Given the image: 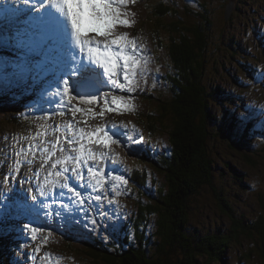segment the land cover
Returning a JSON list of instances; mask_svg holds the SVG:
<instances>
[{
  "label": "rangeland",
  "instance_id": "rangeland-1",
  "mask_svg": "<svg viewBox=\"0 0 264 264\" xmlns=\"http://www.w3.org/2000/svg\"><path fill=\"white\" fill-rule=\"evenodd\" d=\"M231 1L203 0L201 5L198 0L200 5L197 8L201 13H211L210 17L208 14L206 18L208 28L205 32L208 44L207 51L203 57L205 71L202 70V73L204 74L203 83L206 88L208 106L216 118L210 117L208 121L211 132L208 152L212 162V169H210L208 176L209 185H202L197 192L196 190L185 192L186 226L180 230L195 235L199 240H204L207 236L214 235L213 238L209 239L213 240L210 243L212 247L208 250L201 247L200 249L196 248L200 251L196 252V258L200 264H264V256L259 249H256L255 252L260 254L259 257H261L263 263L259 262L257 258H249L247 256L249 251H246L247 246L251 251L255 246L257 248L260 247L256 240L259 236L255 229L252 231H254L256 239L254 240V235H251L252 239L249 238V241H247L248 229L246 224L251 225L257 221V218L262 220L260 215L264 216V150H262L264 147V135L261 134V126L264 125V0H236V9L234 8L232 16L226 21L225 14L227 11H225V7ZM141 4V0H135V3H129L126 9H122V11L131 13L126 18L134 23L126 28L131 29L137 36H128L130 39L136 40L140 54L146 57L148 61L147 72L150 66L147 49L151 45L144 43V40L147 39L152 44L157 43L151 34V22L154 24L155 21L149 16L148 11H144ZM180 6L185 8L183 5ZM146 17L149 20L151 18V22H146ZM160 20L158 22L162 25L160 26V29H162L163 22L167 19ZM193 22H201V17H193ZM121 28L124 29L123 26ZM121 28L120 26L114 28L113 34L125 33L121 31ZM29 32L32 33V31ZM93 33H89V35H96V33ZM17 34L23 35L25 33H13V35ZM13 35H11V30H0V181H3L6 175H8L9 180L21 177L23 180L18 179V183H24V185L19 186L13 181L10 182V186L0 183V218L9 224L8 228L6 226L7 231H9L8 236L17 234L15 238L22 240L23 246L26 247L22 248V253L15 256V259L18 264H98L96 261L102 259V255L107 254L109 249L107 247L110 244L112 252H114L119 243L122 244V238L120 237L125 235L124 229L127 219L132 218L133 215L135 216L138 209L137 197L139 196V199H143L141 198L143 197V191L134 184L131 178L134 173V167L136 168L137 163H139V168L149 172L147 183L152 185L155 183L157 190L162 188L167 191L169 185L168 183L164 184L166 181L164 172L159 171L158 166L152 163L151 160H139L141 152L135 146L129 145L125 147L124 135L119 136L121 144L110 145L109 148H106L102 140L103 133H96L92 137L93 143L89 144L87 137L81 143H84L86 147L91 148L94 152H109V149H111L110 156L113 158L107 161L89 160L88 163L90 165L87 164L86 167H83L87 169L88 166H92L91 162H93V165L99 164L104 169L102 173L106 177L104 189L93 191L91 187L87 186L77 189L78 186L76 184L74 188L81 193L84 201L82 204L76 203L77 198L74 194L71 198L70 192H67L65 196L57 198L58 201L56 200L57 202L60 200L64 201V203L59 202L49 208L48 203L42 200L47 207L41 208L38 206V198L42 196H40L37 187L40 186L39 184L44 185L45 178L48 180L57 179L54 175L49 176V172L55 171L50 167L55 159L62 158L66 154L73 156L78 154L71 152L67 143V138L73 135V131H66L68 122L76 125L74 131L77 135L79 128H84L86 132H93L97 127L104 126L108 129L113 124L117 125V129H113V131L125 133L127 128L121 127V125L128 127V118L136 119L139 124L137 125V137L138 139L140 136L144 138L137 145L143 151L149 146L151 139L150 149L154 150L156 147V149L160 150V155L166 153L168 155L166 159L170 160L171 156L167 152V147L169 148L170 145L166 137L157 136L153 138L150 135L149 139L146 127L134 115L137 110L136 104L143 101L142 97H136L135 94L140 90L147 92L144 87L146 72L143 76L138 73V87L128 96L134 107L133 111L117 109V106L111 103V96L107 98L109 101L108 107L113 110L105 111L103 117L97 115L93 118L91 115H84L78 112L74 119L71 112L67 110H65V116L60 117L53 112L56 105H45V112L36 111L33 108H29L28 105L33 102L41 91L39 85L35 86L37 80L32 72H22L19 68L14 73L12 65H19L20 68L25 66L34 67V65L28 64V59L34 58L37 60L38 56L36 55V50H33L34 46L29 47L33 50V54L32 56L27 55L28 59L25 54L30 49L25 50V47H16L17 50H13L15 49L14 44L10 39H7ZM178 36L180 37L179 34ZM178 36H175V38H178ZM156 37L161 39L163 43H167V36L161 35L159 37L157 35ZM98 39L103 40L104 37L100 35ZM161 41L158 40L157 42L163 46ZM161 53L156 58L158 65L161 67L160 84L155 83L154 87L157 93L163 92L164 95L165 89H167L166 73L170 65L172 69V61L166 48ZM28 79L32 82L31 88L28 86ZM120 79L123 82L122 75ZM1 80L6 83L3 84ZM8 83L11 87L7 85ZM102 89L104 91L100 92V98L95 105L77 104V107H90L93 112L99 113L104 107L103 94L105 92L126 97V95L115 93L118 90H113L111 85L104 86ZM53 90L49 89V91ZM20 95L30 99L22 98ZM18 105L20 107L24 105L21 108L20 115L15 110ZM152 107H154L152 100L145 99L142 102L141 114L146 110L151 112ZM118 110L123 111L120 113L121 115ZM46 115H49L50 119H43ZM18 116H21V118ZM27 116H33L34 125L22 128L17 122L20 123L22 118L27 119ZM241 117L246 118L243 123L241 122ZM20 124H23V122ZM245 130L250 132L248 133ZM222 131L226 132V135ZM227 136L230 137V140L242 141L245 144V149L243 148L245 152L255 151L257 147H260L261 152L231 154L229 140H225ZM29 144L39 145L41 150L45 147L51 149L52 145L56 144L55 154L47 163H44L47 154L42 151L34 150L32 153L33 157L30 154L20 157L14 155L15 152H20L22 148H26ZM75 147L79 148V144H76ZM61 148L64 151H60ZM117 155L119 159H115ZM259 155H262V157H259ZM248 156L255 158L253 163L248 164L245 162ZM16 159L22 161L20 171L10 172V168ZM28 160L32 161L31 164L27 162ZM72 164L73 162H70L68 167L71 168ZM68 173L70 175L73 174L71 171ZM109 173L113 176L123 175L127 179L128 183L122 185L124 189L122 195L116 196L112 191L111 185L108 183L111 180ZM86 176L88 177V175H85V179ZM37 179L38 183H36ZM85 179L78 181L81 186ZM72 186L73 184H70V187ZM133 186L138 191L134 190ZM29 188L32 189L31 193L28 191ZM51 188L50 186H45V191ZM33 194L37 196L36 201L31 199ZM97 194L102 196L99 202L95 200ZM57 196L61 195L58 193ZM12 197H19L22 201ZM219 197L225 200L219 201ZM109 199L113 203L109 204ZM27 201L35 205V211L24 207ZM7 202L19 209V213L22 214L21 220H18L14 215L9 217L2 212L3 206ZM223 202H226L233 210L230 218L221 213ZM174 208L179 209L177 205ZM150 212L153 216L151 215L152 217H149L146 222V224L149 223L148 227L145 226L140 230L139 239L142 243L145 241L144 246L150 255L158 257L159 245L162 241V236L158 234V222L161 219L158 213ZM30 216H32L31 219L34 221L31 224L32 226L41 227L45 230L43 235L36 241H33L30 233L23 229L25 224H20L23 221V217L29 219ZM36 217L40 224L37 223ZM5 218L8 219L6 220ZM177 219L179 220V218ZM4 225L6 224L4 223ZM114 225H119V227L114 228ZM182 231L178 230V235ZM49 232L52 235L48 237L45 243L43 242V236ZM141 235L142 237L140 238ZM2 237L3 235H0V246H3ZM97 237H100V240ZM85 239H87L86 244L88 247L96 248V251L101 255L97 257L98 260L95 261V259L88 258L85 248L82 246L85 245L83 243ZM131 239H134V236H131ZM259 240H264V230L260 232ZM170 242L172 243V241ZM185 243L188 248L202 244L197 241H186ZM12 245L15 247L16 244L12 243ZM38 246L41 250L37 254L34 249ZM176 246V242L172 245L168 244L166 254L173 259L178 258L181 261L185 258L187 259L188 257L183 250ZM130 247L134 249L137 245L133 243V246ZM15 248L20 250L19 246ZM8 250H11V246L8 247ZM45 253L50 254V260L43 259ZM117 253L123 252L119 251ZM218 253L220 254L219 260L221 262L214 263L212 257L216 258ZM114 254L116 255V253ZM4 255L6 257V254ZM11 256L13 260V255L11 254ZM33 257H35V260ZM57 257L61 259L57 261ZM114 258L116 259V257ZM153 259L155 258L151 257V260ZM210 260H212V263L209 262Z\"/></svg>",
  "mask_w": 264,
  "mask_h": 264
},
{
  "label": "trees",
  "instance_id": "trees-1",
  "mask_svg": "<svg viewBox=\"0 0 264 264\" xmlns=\"http://www.w3.org/2000/svg\"><path fill=\"white\" fill-rule=\"evenodd\" d=\"M199 2L202 5L203 0H199ZM199 2L198 0H169V2L164 0H144L143 2L142 8L144 11H148L149 16L155 21L153 24L150 21L151 18L149 20L147 19L148 17H146V22H151V34L154 36V40L156 39L155 42L157 43L155 45L161 48L156 50L163 51L164 48L167 49L170 60L172 61V69L170 65L168 68L169 71L166 73L167 89H165V94L163 95V92L157 93L156 91L155 94L151 95V91H149L144 98L146 100H152L154 106L152 107V113L146 110L143 114L139 113L138 118L146 127L149 139L150 135L153 138L157 136L166 137L170 145L169 154L171 157L170 160L166 159L168 155L166 153L160 155V150L155 147L153 152L145 150L146 156L141 155L139 160L148 159L158 166V170L165 174L166 181L164 184L168 183L169 187L167 191L162 188L157 190L155 183L154 185L147 183L149 172L139 168L140 164L137 163V170L135 175L133 173L132 178L134 184H136L137 187L139 186L143 191V197H141L143 199H139V196L137 197V214L135 213V216L133 215L132 218L127 219L128 221L124 229L125 235H121L120 237H124L125 240L122 239V244L119 243L114 252L111 250V244L108 247L106 246L109 249L107 254L102 256L96 251V248L88 247L86 244L87 239L83 241L85 245L82 246L85 248V253L88 255L89 259H95L96 261L98 260L97 257H102V259L96 261L98 264H200L196 258V252L200 251L196 248L200 249L201 247L208 250L212 247L210 243L213 239H209L213 238L214 235L207 236L204 240H199L195 235L180 230L182 227L184 229V226H186L187 211L184 210L185 192H193L195 190L197 192L202 185H209L208 176L210 174V169H212L211 156L208 152V144L211 137L208 121L210 117H216L212 114L208 106L206 88L203 83L204 74L202 73V70L205 71V61L203 57L207 51L208 44L205 32L208 28V21L206 18L208 14L210 17L211 13H201L197 8L198 5H200ZM180 5H183L185 8H182ZM196 16L201 17V22H193V17L195 18ZM160 19H167L163 22L162 29H160L162 25L158 22L161 21ZM157 35L159 37H161V35L167 36V43H163L161 39L156 37ZM175 36H178V38H175ZM158 40L161 41L164 48L157 42ZM235 45L237 44L235 43ZM22 122L23 124H20ZM20 123L17 122L22 128L34 125L33 121L28 116L27 119L22 118ZM245 131L248 133L250 132L248 130ZM222 132L226 135V132ZM225 140H229L231 154H254L256 152H261L260 147H257L255 151L245 152L243 151V148L245 149V144L242 141L230 140L229 136H227ZM151 143L152 140L150 139L149 146ZM262 150H264V147ZM259 157H262V155H259ZM254 160L255 158L248 156L245 162L249 164L253 163ZM136 168H134V170ZM193 183L194 185H192ZM133 189L137 190L135 186H133ZM145 200H147V203L144 202ZM220 200L223 201L225 199L219 197V201ZM176 205L179 209L174 208ZM221 208V213L224 216L228 218L232 216L233 210L226 202L222 203ZM172 210L173 212H171ZM150 211L158 213L161 219L158 222V234L162 236L158 257L150 255L144 246L145 241L142 243L139 239L140 230L145 226L148 227L149 223L146 224V222L149 217L153 216ZM260 216L262 220L257 218V221L251 225L245 223L248 229L246 236L247 241H249L251 235H254V240L256 239L253 233L254 231H252L254 229L257 230V234L260 238V232L264 230V216ZM2 223L6 225L0 228H3L6 234L1 238L2 244L5 245L4 247L0 246V260L1 264H4V262L5 264H11V254H14V251L16 252V248L10 243L11 240L8 237L9 231H7L6 226L8 228L9 224L4 222V220ZM178 230L182 231L180 233L181 236L178 235ZM15 236H17V234H15ZM131 236H134V239H131ZM100 237H97V239L100 240ZM141 237L142 235L140 238ZM259 238L256 240L260 247L257 248L255 246L251 251L247 246L246 251H249L247 253L249 258H257L259 262L263 263L261 257H259L260 254L255 252L256 249H259L264 256V240L261 241ZM170 241H172V243ZM186 241H197L202 244H197V247L188 248L185 243ZM174 242L177 244L176 247L183 250L188 257L187 259L185 258L181 261L178 260V258L173 259L166 254L167 245H172ZM133 243L137 245L134 249L130 247L133 246ZM9 246H11V250L7 253ZM119 251L123 253L118 254L117 252ZM114 253H116V255ZM3 254H6V257H3ZM114 257H116V259ZM151 257L155 259L151 260ZM212 259L214 263L221 262L219 260V253L216 258L212 257ZM209 262L212 263V260Z\"/></svg>",
  "mask_w": 264,
  "mask_h": 264
},
{
  "label": "snow or ice",
  "instance_id": "snow-or-ice-1",
  "mask_svg": "<svg viewBox=\"0 0 264 264\" xmlns=\"http://www.w3.org/2000/svg\"><path fill=\"white\" fill-rule=\"evenodd\" d=\"M23 3L26 6L32 5L33 0H23ZM35 3L39 7H30L28 11L38 13L34 20L47 28V35L38 36L34 33H25L9 38L17 48L34 46L33 50H36V55L40 57L39 60L33 58L28 62L34 67L20 68L19 65H12L14 73L18 68L22 72H32L34 78L40 80L43 85L39 94L28 107L45 112V105H56V108L53 109L56 115L63 117L67 110L71 112L74 119L78 112L91 115L93 118L97 115L103 117L105 111L113 110L108 107L107 98L111 96V103L115 104L117 109L133 111L134 107L129 98L112 95L111 92L103 94L104 107L99 113L93 112L90 107H77V104L95 105L97 96L94 92L99 91L97 85H111L113 89L126 90L129 93L134 92L138 87L137 75L138 73L141 76L144 75L148 61L140 54L135 39H130L127 33L113 34V29L117 26L129 27L134 23L126 18L131 13L122 11V9H126L129 3H135V0H35ZM93 32L96 35H89ZM100 35H103V40L98 39ZM121 75L123 82L120 79ZM49 89L54 90L49 91ZM43 119H50V116L46 115ZM240 119L243 123L246 118L241 117ZM121 127L127 128L126 125H121ZM75 128V124L68 122L66 131H73V135L67 138V143L71 152L78 154L75 156L66 154L62 158L55 159L50 165L51 169L55 171L49 172V176L54 175L57 179L48 180L45 178L44 185L52 188L57 185L61 189L66 188L77 198L76 203L82 204L84 201L81 193L74 187H70L69 181L72 177L66 173L71 171L77 181L83 180L82 168L87 165L89 160L107 161L113 157L110 156L111 149L109 152H94L81 141L87 137L88 143L91 144L93 135L103 133L104 147L109 148L110 145L121 144L119 139L121 135H126L127 139L133 143H140L144 138L140 136L138 140H133L130 133L113 131V129H117L115 124L108 129L104 126L97 127L93 132H86L84 128H79L78 135L74 131ZM135 131L133 128V132ZM261 134L264 135V125L261 126ZM76 144H79V148L75 147ZM34 150L46 153L47 157L44 163H47L55 154L56 144H53L51 149L45 147L42 150L39 145L29 144L20 152H15L14 155L20 157L32 154ZM60 151H64V149L61 148ZM115 159H119L118 155ZM27 162L31 164L32 161L28 160ZM70 162H74V166L71 168L68 167ZM21 166L22 161L16 159L10 172H19ZM103 171L104 169L99 164L88 166V182L82 187H91L93 191L104 189L106 177L102 174ZM109 176H111V180L108 183H110L112 191L116 196L122 195L124 192L122 185L128 183L127 179L123 175L113 176L109 173ZM0 183L8 185V175ZM37 190L40 196L47 195L44 186H38ZM28 191L31 193L32 189L29 188ZM60 195H63V192ZM31 199L36 201L37 196L33 194ZM101 199V195L95 196L97 202ZM108 203L111 204L113 201L109 199ZM40 205L47 207L43 201L40 202ZM24 207L36 210L35 205L25 204ZM113 227L117 228L119 225ZM23 229L30 233L33 241H36L45 231L41 227L32 226L31 223L25 224ZM5 234V230L0 228V235ZM51 235L52 233L49 232L43 236V242L46 243ZM40 250L38 246L34 252L38 254ZM33 259L35 260V257ZM43 259L50 260V254L45 253ZM56 259L58 261L61 258L57 257Z\"/></svg>",
  "mask_w": 264,
  "mask_h": 264
},
{
  "label": "bare ground",
  "instance_id": "bare-ground-1",
  "mask_svg": "<svg viewBox=\"0 0 264 264\" xmlns=\"http://www.w3.org/2000/svg\"><path fill=\"white\" fill-rule=\"evenodd\" d=\"M19 2H20V4H21V6H22V11L21 12H18V11H16L15 9L13 10V12H6V13H4L3 14V16L5 17V18H11V19H13V25H14V32L15 33H22V32H24V33H28V34H36V35H38V36H46L47 35V28L44 26V25H42V27L43 28H38V25H36L35 24V21L36 20H34V17H36V15L34 14V15H31L30 14V12L28 11V10H26V5L23 3V0H19ZM236 0H232L231 1V3L230 4H228L226 7H225V11H227L226 12V14H225V19H226V21H228L229 19L228 18H230L231 16H232V12H233V10H234V8L236 9ZM2 4L4 5V6H6V7H8L9 6V0H5V1H2ZM32 6H34V4H32V5H28L27 6V8H30V7H32ZM26 17H28L29 19H25ZM227 23V22H226ZM20 26L22 27L21 28V30H19V28H20ZM29 31H32V33H30ZM114 33V32H113ZM94 34V33H93ZM103 36V35H102ZM152 39V38H151ZM222 114V113H221ZM222 116V115H221ZM150 142V141H149ZM109 160V159H108ZM91 162V161H90ZM87 164H89V163H87ZM91 164L93 165V162H91ZM74 165V162H73V164L71 165V167ZM90 165V164H89ZM85 167H86V165H84ZM135 168V167H134ZM50 171H52V170H50ZM52 172H54V171H52ZM82 172H83V174H84V177H85V175L87 174V169L86 168H82ZM67 175H70L69 173L67 174ZM55 180V179H54ZM67 192H69L68 190H65V193H67ZM21 194V193H20ZM4 195V194H3ZM21 196L23 197V195L21 194ZM63 196H65V195H63ZM13 199H19L20 201H22V199L21 198H19V197H12ZM57 202L56 201V198H55V196H52V195H50V197H49V200H48V202ZM27 204L28 205H33L30 201L28 202L27 201ZM105 213V212H104ZM25 215H26V213H25ZM24 215V216H25ZM15 216V215H14ZM16 217V216H15ZM31 217L32 216H30L29 217V219H30V221L31 222H33L32 221V219H31ZM17 218V217H16ZM21 218H22V214H21ZM21 218H20V220H21ZM18 219V218H17ZM36 219H37V223L38 224H40V221L38 220V218L36 217ZM19 220V219H18ZM108 223V222H107ZM113 224V223H112ZM108 226V225H107ZM253 236V235H252ZM9 238H10V243L12 244V243H15L16 245H15V247L16 246H19L20 247V251H22V248H26V247H24L23 246V244H22V240H19V239H16L15 238V236L13 235V234H10V236H9ZM254 238V237H253ZM123 240H124V237L122 238ZM256 243V242H255ZM5 244H3V246H4ZM259 246V245H258ZM6 249H7V247H6ZM17 249V248H16ZM262 249V248H261ZM8 251L9 250H7V253H8ZM15 252V251H14ZM13 252V253H14ZM13 255V257H14V254H12ZM5 255L3 254V257H4ZM4 264H5V262H4Z\"/></svg>",
  "mask_w": 264,
  "mask_h": 264
}]
</instances>
